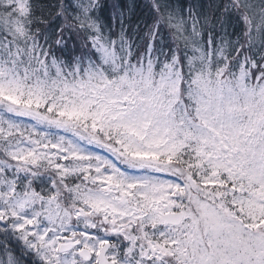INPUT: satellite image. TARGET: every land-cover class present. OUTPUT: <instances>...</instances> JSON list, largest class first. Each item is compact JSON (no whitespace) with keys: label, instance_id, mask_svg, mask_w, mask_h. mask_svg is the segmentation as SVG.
<instances>
[{"label":"snow or ice","instance_id":"snow-or-ice-1","mask_svg":"<svg viewBox=\"0 0 264 264\" xmlns=\"http://www.w3.org/2000/svg\"><path fill=\"white\" fill-rule=\"evenodd\" d=\"M0 264H264V0H0Z\"/></svg>","mask_w":264,"mask_h":264}]
</instances>
